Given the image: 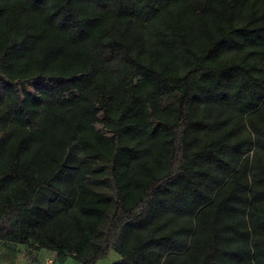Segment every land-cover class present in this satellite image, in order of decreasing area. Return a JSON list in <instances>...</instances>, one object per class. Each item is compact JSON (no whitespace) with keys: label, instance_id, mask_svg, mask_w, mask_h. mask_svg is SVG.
I'll list each match as a JSON object with an SVG mask.
<instances>
[{"label":"trees","instance_id":"trees-1","mask_svg":"<svg viewBox=\"0 0 264 264\" xmlns=\"http://www.w3.org/2000/svg\"><path fill=\"white\" fill-rule=\"evenodd\" d=\"M0 242L264 264V0H0Z\"/></svg>","mask_w":264,"mask_h":264},{"label":"rangeland","instance_id":"rangeland-1","mask_svg":"<svg viewBox=\"0 0 264 264\" xmlns=\"http://www.w3.org/2000/svg\"><path fill=\"white\" fill-rule=\"evenodd\" d=\"M26 88L34 93L36 81H30ZM32 251L26 243L0 242V264H31Z\"/></svg>","mask_w":264,"mask_h":264},{"label":"crops","instance_id":"crops-1","mask_svg":"<svg viewBox=\"0 0 264 264\" xmlns=\"http://www.w3.org/2000/svg\"><path fill=\"white\" fill-rule=\"evenodd\" d=\"M47 259L53 260L56 264H82L74 258L67 256L63 261H59L58 254L54 250L42 248L32 251L31 264H46ZM120 260V256L113 250H110L106 256L98 259L94 264H113Z\"/></svg>","mask_w":264,"mask_h":264},{"label":"built area","instance_id":"built-area-1","mask_svg":"<svg viewBox=\"0 0 264 264\" xmlns=\"http://www.w3.org/2000/svg\"><path fill=\"white\" fill-rule=\"evenodd\" d=\"M46 264H56V263L53 262V260H51V259H47V263Z\"/></svg>","mask_w":264,"mask_h":264}]
</instances>
